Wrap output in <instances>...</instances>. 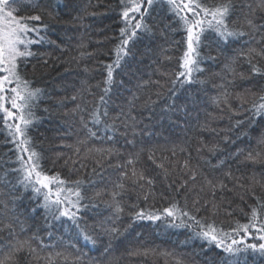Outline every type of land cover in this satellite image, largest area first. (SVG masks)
Segmentation results:
<instances>
[{
  "label": "trees",
  "instance_id": "16d2710c",
  "mask_svg": "<svg viewBox=\"0 0 264 264\" xmlns=\"http://www.w3.org/2000/svg\"><path fill=\"white\" fill-rule=\"evenodd\" d=\"M204 2L212 3L213 0H204ZM234 2L238 8L242 3H250L255 10L256 20L261 22L260 18L264 16V11L257 7L259 0H234ZM19 7L25 15H41L40 23L48 26L47 36L55 42L34 45L33 50L39 55L30 58L26 65H21L22 74L32 82V86L43 90V95L32 108L35 119L29 126L28 135L36 150L43 154L42 165L47 174L59 173L62 179L68 181L83 180L84 191L88 196H93L97 191L107 193L112 185L121 179L122 171H130L126 160L135 157L137 159L135 167L143 170L146 176L154 181L152 191L156 195L154 198L150 196L145 201L142 197L138 199L140 189L135 188L131 181L123 180L126 190L120 200L125 212L116 221L121 231L118 235L102 236L94 248L81 247V252L87 253L86 259L91 258L93 264H177V261L181 264H227L230 259L227 254L216 248L214 244L209 245L206 241L194 238L190 229L173 228L165 223V219H168L166 217L157 221L134 220L129 213L135 211L134 206L147 208L150 205L153 209H162L173 197L181 204L184 203V197H187L188 207L192 209L194 200L200 199L203 203L205 199L211 198V193L204 183L207 178L213 181L222 180L232 191L226 190L223 193L226 202L221 205L215 216L203 209L198 215L213 220L225 231H231L237 223L249 222L250 206L256 205V199L251 192L254 191L257 197L264 199V161L245 162L243 157H237L235 152L246 143L255 146L257 139L264 134V120H257L249 126L247 137L244 139L237 140L235 144L227 143L224 137L228 136L231 139L239 131L232 128L234 121L243 119L248 113L243 112L238 116H232L227 111L221 113L211 104L210 99L219 94L220 89L215 85H219L222 77L227 75L225 65L235 55V49L239 45L233 44L222 54H217L216 45L213 43L212 55L216 56L215 62L204 60L201 67L205 71L196 74L201 79H206V83L186 86L190 89L205 90L189 92V96L195 95L202 103L197 110L190 111L186 120L181 118L179 122H174L175 117L168 119L162 112L161 106L167 103V97L170 95L168 92L171 87L170 81L174 79V74L181 70L179 64L186 48L185 33L182 30H165L161 34L159 30L154 29L153 34L144 35L136 42L137 54L127 58V74L117 77L118 80L125 81V87L114 85L111 95L115 103L126 104L127 100L131 99L132 93L138 91L136 87L138 84H143V92L152 95L154 100L156 99L154 93L161 92L159 100L154 105L156 110L152 113V119L146 118L149 108L137 107L134 110L133 114L142 122L137 125L134 137L131 133L128 136L117 137L115 146L119 149V155L102 158L92 153L86 157L82 149L80 156H76L74 147L77 138L82 136L83 132L80 130L79 117L71 114L70 110L77 103L71 100V96L80 95L86 81L95 94L93 96L83 93L92 102L88 105L90 109L102 94L100 88L96 87L98 83L102 84L105 76L101 61L107 63L113 59L112 50L118 42L119 29L122 26L118 0H30L29 3ZM91 12H96L97 15H90ZM246 13L247 9L242 12L237 11L241 24ZM154 22L149 20V23ZM256 39L259 40V36H256ZM253 46L264 47L255 42ZM89 52L96 55L83 57L80 55ZM202 52L206 53L207 49H202ZM44 60H47V63H44ZM260 63L264 64V61ZM234 67L247 76V79L237 80V91L244 88L256 91L264 86V78L252 76L248 71L247 63L242 60L237 61ZM85 68L88 69L87 72ZM155 81H160L163 87L154 83ZM186 99L183 91L177 96V102L180 104L185 103ZM205 100L206 103L203 102ZM61 102L63 107H60ZM233 106H236L235 102ZM189 107L191 108V105ZM116 111L114 105L110 104V115H115ZM202 125H206L207 130L202 128ZM100 135H104L103 130L100 131ZM8 139L6 130L0 124V169L9 166L4 161L9 158L15 160L13 151H10L14 149V145L6 143ZM129 140H134V143H128ZM100 143L95 141L94 145L100 146ZM202 144L217 146L218 150L209 152L207 148L202 147ZM150 153H154L157 163H163L164 167L169 169L167 176L157 163L149 159ZM69 157L71 160L66 165L65 160ZM186 159L190 160V167L197 171L194 181L181 170V164ZM221 161H223L222 165ZM228 171H231L233 177L239 178V183L246 186L251 184V189L237 187L236 181L225 175ZM2 175L3 171H0V176ZM253 177L259 183H252ZM182 180H187V186L177 190V185ZM170 184L172 188L168 187ZM202 187L204 191H201ZM220 194L217 190V197ZM23 195L25 198L17 200L14 205L10 198L5 197L9 205V216L14 207L15 213L22 222L16 225V235L27 238L38 231L47 245H58L61 237L65 242H69V234L58 223L54 224L52 229L46 227L42 209L35 215L28 211L30 207L35 206L36 201L28 199L30 193ZM241 196L244 197L243 200L240 199ZM96 199L99 206L86 210V219L89 222L93 219H104L113 211L105 203L109 199L106 194ZM225 209L230 214H227ZM4 211L5 209L0 205V214ZM97 213L100 215L97 216ZM21 228L24 231H21ZM48 231H53L52 237L48 236ZM245 241L259 243L250 236L245 237ZM9 243L11 241L7 233H0V260L5 258ZM33 246L37 247L39 256L28 258L26 261L16 260L15 264H48L45 258L49 252L63 251L61 247L41 249L35 242ZM145 250H147L146 255L143 254ZM68 251L70 255L67 261L54 257L52 264H71L75 253L71 249ZM137 251L141 254H133ZM22 255L23 253L18 254V256ZM240 258L241 264H264V256L252 253L250 250L242 252Z\"/></svg>",
  "mask_w": 264,
  "mask_h": 264
},
{
  "label": "snow or ice",
  "instance_id": "6c2138e0",
  "mask_svg": "<svg viewBox=\"0 0 264 264\" xmlns=\"http://www.w3.org/2000/svg\"><path fill=\"white\" fill-rule=\"evenodd\" d=\"M29 2L30 0H0V113H2L0 124L3 125L9 137L6 143L14 145V149L10 151H13L15 155V160L9 158L4 161L9 165L8 167L0 169L3 171V175L0 176V205L5 209L0 214V233L6 232L11 241L7 245L5 258L0 260V264H15L16 260L26 261L28 258L38 257L39 253L37 247L33 246L34 242L41 249L63 248V251L49 252L45 258L48 264H52L54 257L67 261L70 255L69 249L75 253L71 264H93L91 258L86 259L87 253L81 252V247L94 248L102 236H114L120 233L121 229L116 221L125 212L120 200L126 190L123 180L131 181L135 188L140 189L138 199L142 197L145 201L150 196L154 198L156 195L152 191L154 181L146 176L143 170L135 167L137 162L135 157L126 160L130 171H122L121 179L117 180L107 193L97 191L93 196H88L84 191L83 180L68 181L62 179L59 173L47 174L42 165L43 154L36 150L28 135L29 126L35 119L32 108L43 95V90L32 86V82L22 74L21 65H26L30 58L39 55L33 50L34 45L55 42L47 36L48 26L40 23L41 15H25L21 12L19 6ZM118 4L122 26L119 29L118 42L112 50L113 59L107 63L101 61L105 76L102 84L98 83L96 87L100 88L102 94L90 109L88 105L92 102L83 93L93 96L95 94L92 93L91 86H88L86 81L81 94L71 96V100L77 103L70 111L74 117H79L80 130L83 132V135L77 138L74 147L76 156H80L82 149L86 157L92 153L102 158H109L114 154L119 155V149L115 146L117 137L128 136L129 133L134 137L137 125L142 122L137 115L133 114L134 110L137 107H147L150 111L146 118L152 119V113L156 110L154 105L159 100L161 92L154 93L156 96L154 100L152 95L143 92V84H138L136 86L138 91L132 93L131 99L127 100L126 104L115 103L111 94L114 85H119L120 88L125 87V81L118 80L117 77L127 74V58L137 54L136 42L144 35L153 34L154 29L159 30L161 34L165 30H182L185 33L186 48L180 57L179 64L181 70L176 72L174 79L170 81L171 87L168 89L170 95L167 97V103L161 106L162 112L168 119L175 117L174 122H179L181 118L186 120L190 111L199 108L202 101L198 100L195 95L189 96V92L205 90L190 89L186 86L206 83V79H201L196 74L205 71L201 67L204 60L215 62L216 56L212 55L214 43L217 54H222L233 44L239 46L235 49V55L230 58V62L225 65L227 75L222 77L219 85H215L220 92L210 98L211 104L221 113L227 111L232 116H238L243 112L248 113L243 119H236L232 124L233 129H239L234 137L229 139L225 136L224 140L235 144L237 140L247 137L249 126L257 120H264V86L256 91L250 88L236 90L237 80L247 79L245 73L238 72L234 67L237 61L242 60L247 63L248 71L252 76L264 78V64L260 63L264 61V47L253 46V42L264 45V16L260 18L261 22H258L255 18V10L250 3H242L239 8L234 0H213L212 3H206L204 0H118ZM257 7L264 11V0H259ZM244 9H247V13L241 24L237 11L242 12ZM89 14L97 15L96 12ZM149 20L155 22L149 23ZM256 36H259V40ZM244 37L248 39H242ZM205 48L206 53L202 52ZM80 55L83 57L96 54L89 52ZM43 62L47 63V60ZM85 71L87 72L88 69L85 68ZM154 83L160 85V81ZM181 91L187 97L183 104L177 102V96ZM233 102H235V107ZM110 104L117 109L115 115L109 113ZM60 107H63L62 102ZM201 127L207 130L206 125ZM101 130L104 132L103 136L100 135ZM95 141H100V146H95ZM128 143H134V140H129ZM202 147L207 148L209 152L218 150L217 146L202 144ZM181 150L184 151V149ZM235 155L242 156L245 162L264 161V134L257 139L254 147L246 143L244 147L237 148ZM149 159L157 163L154 153H150ZM69 160L71 157L65 160L66 165ZM222 164L223 161H221ZM157 166L163 169L165 176L169 174V169L165 168L163 163H157ZM120 167L124 166L120 165ZM181 170L188 175L189 179L193 181L196 179L197 171L190 167V160L186 159L182 162ZM225 175L235 180L237 187L251 189V184L246 186L239 183V178L233 177L231 171L226 172ZM204 183L211 193V198L205 199L203 203L200 199L194 200L192 209L188 207L187 197H184L183 204L173 197L162 209H153L150 205L147 208L134 206L135 211L129 214L134 220L157 221L166 217L168 219H165V223L169 226L190 229L194 238L206 241L209 245L214 244L216 248L227 254L230 257L227 264H241L240 254L249 250L264 256V199L257 197L252 191L251 195L256 199V205L250 206L249 222L237 223L231 231H225L213 220L199 216L198 213L203 209L215 216L221 205L226 202L223 193L226 190L232 191V189H228L222 180L213 181L205 178ZM252 183H259V181L253 177ZM186 186L187 180H182L177 185V190ZM168 187L172 188V185ZM217 190L221 193L219 197H217ZM201 191H204L203 187ZM23 193H30L28 199L36 201L35 206L30 207L28 211L35 215L42 209L46 227L52 229L53 225L58 223L69 234V242H65L61 237L58 245H47L43 237L39 236L38 231L27 238H20L16 235V225L22 222L15 213L14 207L9 216V205L5 197L10 198L14 205L17 200L25 198ZM104 194L109 197L105 203L113 210L111 215L89 222L86 219V210L98 207L96 198ZM240 199L243 200L244 197L241 196ZM225 211L230 214L227 209ZM96 215L99 216L100 213ZM21 231L24 229L21 228ZM47 234L52 237L53 231H48ZM249 236L259 243H246L245 237ZM21 253L23 255L18 256ZM133 254L141 253L137 251ZM143 254L146 255L147 250ZM177 264L181 262L177 261Z\"/></svg>",
  "mask_w": 264,
  "mask_h": 264
}]
</instances>
